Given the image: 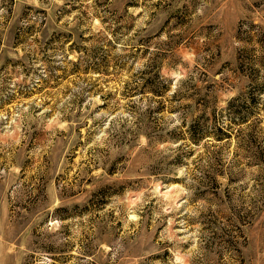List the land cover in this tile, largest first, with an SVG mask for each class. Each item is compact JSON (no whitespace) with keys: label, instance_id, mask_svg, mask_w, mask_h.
<instances>
[{"label":"rangeland","instance_id":"obj_1","mask_svg":"<svg viewBox=\"0 0 264 264\" xmlns=\"http://www.w3.org/2000/svg\"><path fill=\"white\" fill-rule=\"evenodd\" d=\"M0 264H264V0H0Z\"/></svg>","mask_w":264,"mask_h":264}]
</instances>
